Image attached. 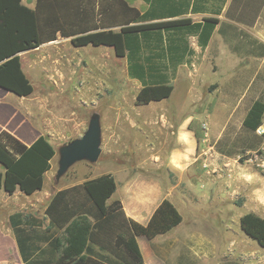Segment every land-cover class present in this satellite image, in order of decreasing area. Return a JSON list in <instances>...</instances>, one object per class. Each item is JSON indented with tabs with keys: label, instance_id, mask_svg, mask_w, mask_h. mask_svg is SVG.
<instances>
[{
	"label": "trees",
	"instance_id": "obj_1",
	"mask_svg": "<svg viewBox=\"0 0 264 264\" xmlns=\"http://www.w3.org/2000/svg\"><path fill=\"white\" fill-rule=\"evenodd\" d=\"M263 4L264 0H233L230 7L235 11L231 13L229 8L227 16L250 24ZM154 18H158L154 13H141L126 0H36L33 9L21 0H0V87L19 97L29 96L33 85L22 69L19 53L61 36L69 37L76 48L108 46L115 56L125 57L128 75L141 82L136 105L166 99L173 92L171 79L177 65L192 53L186 37L196 35L204 48L219 20L151 21ZM225 24L222 22L219 29L223 36ZM227 26L233 36L239 35L235 26ZM232 48L241 52L240 47ZM242 52L264 56V44ZM263 123L264 100L258 97L247 108L238 135L224 133L214 142V149L237 157L238 162L245 161L264 144V131L257 132ZM55 153L44 135L27 145L1 130L0 189L27 195L42 189ZM115 190L113 175L106 173L53 191L43 211L48 219L44 231L51 232L52 239L42 248L30 231L41 227L43 220L27 212L9 214L19 251L25 258L32 257L24 264H145L137 236L153 239L165 234L181 224L182 216L164 198L142 224L125 214L120 200L112 199ZM239 225L264 247V217L245 212Z\"/></svg>",
	"mask_w": 264,
	"mask_h": 264
},
{
	"label": "crops",
	"instance_id": "obj_2",
	"mask_svg": "<svg viewBox=\"0 0 264 264\" xmlns=\"http://www.w3.org/2000/svg\"><path fill=\"white\" fill-rule=\"evenodd\" d=\"M126 1L141 13L147 11L154 13L155 17L158 18H154L151 21L190 18L192 21L196 22L203 21L206 17H213L219 20L204 48H201L198 44L196 35H189L186 37L192 53L186 54L181 63L177 65L171 79L173 90L175 87L174 81L178 77L179 72H184V67H187L188 64L194 67V59L198 56L197 52L199 51L202 52V56L199 58L200 62L208 59L209 56L210 60L215 62L227 59V61L235 63L239 56H244L245 62H259L257 65L245 67V72H248L250 77H255L262 72V68L264 69V56L242 52L247 51V49L252 50L258 43L264 44V4L258 11L254 21L247 24L228 18L227 11L229 8L231 13L235 11L230 7L233 0ZM21 2L31 9H33L36 4V0H21ZM222 22L226 23V26L224 25L223 27L225 31L224 36L219 32ZM227 24L235 26L239 31V35L233 36V31ZM215 39L219 40V50H217V46L212 47V43ZM191 40L194 42L193 44ZM223 46H225L226 49H223ZM232 46L240 47L241 52L233 50ZM91 47L93 49L80 47L84 50L82 54L83 57L86 58L85 55H88L91 58L94 53V55H98L100 58L104 59L108 57L110 52L115 58L124 61L127 76L135 80L139 88L141 87V82L139 80L128 75L127 59L125 57L115 56L113 50L108 46ZM62 48L66 52L72 53L73 55L75 54V56L79 55L77 54L78 49L71 45L70 38L61 36H58L55 40L44 42L38 47L19 53L22 69L31 81L33 91L27 97L16 96L17 99L15 100L10 97V92L0 87V131L6 130L10 132L27 145L32 143L40 135H44L50 139L54 135H62L67 131H71L73 124L70 122L66 120L61 121L46 115L58 107V105L61 106L62 103H65L60 93L67 91L75 92L74 82L67 83V86L63 89L56 88L50 82L51 79L49 78L51 75L48 76L46 71H44L52 66L53 61L59 59L63 50ZM211 48H214L216 52L213 53ZM26 64L29 66H25ZM183 75H185V73ZM214 75L218 78L220 73L215 72ZM234 75L235 65H230L227 76L233 77ZM262 76L264 77V72ZM163 100L152 101L144 105H136L135 101L133 103L134 106L145 107L144 110L146 112L143 113L149 118L147 120L145 119L143 122H146L149 126V133L153 137L152 141L155 145V151L148 162L149 167L144 170L145 172H131L125 165H122L118 167V169L105 170L90 175L86 173L89 167L79 165L75 170L76 174L83 173L81 177L70 176L64 183L51 186V182H49L53 175L51 166L44 175L42 189L35 191L31 195L24 194L20 190H16L12 194H7L4 190L0 189V210L5 212L0 216V264H9L13 254L15 260L19 264H24V260L29 261L32 259V257L25 258L19 251L14 229L8 220L9 214L17 211L27 212L43 220L44 224L41 227L35 228V230H33L34 232L30 231V235H35V238H37V245L41 248L45 247L49 240L52 239V233L44 231L48 224V219L45 218L44 212L38 215L33 211L36 203H45V208L53 191L81 184L89 178H95L106 173H111L116 182V190L112 195V199L120 200L123 210L128 217L142 224H146L154 210L164 198H168L182 216L181 224L165 234L158 235L153 239H148L145 236H137V242L140 246L145 264L147 263L143 246L147 240H155L160 236L167 235L172 240L170 244L171 253L180 256L181 251L177 248L178 246L172 245L175 240H179L180 237L185 236V228L188 227V225L192 226L195 222L203 221L205 217L219 219L218 217L221 214L226 213L221 206L223 202H227L225 196L229 197L232 193L239 190L237 183H242L244 188H246V186L251 183V181H249L250 179L247 177L250 176L249 173L239 170L242 169L240 166L231 167L232 171H234L232 173L233 177L229 180H225L226 186H224L221 181L217 179L219 174L215 173V170H217L218 167H222L224 170L229 169L226 167L230 164H234V161H236L235 156H226L218 153L216 150L215 153L199 152L197 137H199L200 131L197 128V123L192 126L191 122L194 121L192 114H188L183 120L177 122L176 130L172 131L171 127H173V121L171 119V114L166 112L168 108L166 107L167 104L161 103ZM209 124L213 134L214 131L211 129L210 120ZM261 127L263 128L262 125ZM172 134L175 137L173 144H171ZM220 135L221 134H219L218 137H220ZM236 162H238V160ZM1 169L0 167V170ZM226 171L225 173L230 172L229 170ZM172 175H175V177H172ZM52 188H54V190ZM251 212H255L264 217L254 210H251ZM189 237L201 239L198 241V249L202 255L215 252L216 242L210 239L206 234L191 230L189 232ZM38 238L40 241H38ZM205 238L209 239L205 242ZM25 255L28 256L27 253H25Z\"/></svg>",
	"mask_w": 264,
	"mask_h": 264
},
{
	"label": "rangeland",
	"instance_id": "obj_3",
	"mask_svg": "<svg viewBox=\"0 0 264 264\" xmlns=\"http://www.w3.org/2000/svg\"><path fill=\"white\" fill-rule=\"evenodd\" d=\"M191 43L194 42L191 40ZM218 45L219 40L215 39L212 47L217 46L219 50ZM83 48L93 49L91 46ZM77 49L78 56L63 49L59 59L53 61L48 70H44L48 76L51 75L50 82L56 88L63 89L71 82L75 85L74 93L71 91L60 93L65 103L58 105L47 114L44 113L48 117L66 120L73 124L71 131L54 135L50 139L47 137L56 149L51 160L53 174L49 181L51 186L64 183L70 176L81 177L83 173L76 174L75 170L79 165L89 167L86 173L90 175L118 169L122 165L131 172H145L155 151V145L149 133V126L143 122L149 118L143 113L146 112L145 107L133 104L139 88L138 83L127 76L124 61L115 58L110 52L104 59L94 53L91 58L88 55H85V58L82 56L84 50ZM223 49H226L225 46ZM211 51L216 52L214 48H211ZM197 55L194 59V67L188 64L184 67V72H179L174 81L172 94L161 103L167 104L166 112L171 114L172 131L176 130L177 122L192 114L194 118L191 122L192 126L197 123L200 131L197 137L199 152L205 150L206 153H215L213 144L220 138L218 135L222 136L226 133L230 137L237 136L243 116L251 102L258 97L264 100L262 76L264 69L262 68V72L255 77H250L249 73L245 72V67L257 65L259 62H245L244 56L237 57L235 63L227 59L215 62L210 60V56L200 62L202 52H197ZM230 65H235L233 77L227 76ZM211 70L214 73L219 72L220 76L217 78ZM9 94L11 98L17 99L16 95ZM93 112L100 113L102 129L101 154L98 160L94 163L76 162L60 180H55L58 148L84 132ZM203 122L207 124L206 133L202 131ZM262 126L264 128V123ZM171 139L173 144L175 140L173 134ZM238 149L240 150V147ZM261 156L264 158V154ZM235 160L237 161V157ZM236 161L226 167L229 169L218 167L215 170V173L219 174L217 179L224 186H226L225 180L233 177L234 171L231 167L240 166L242 169L239 170L250 175L247 177L251 183L246 188L242 183H237L239 190L229 197L225 196L227 202H223L221 206L226 213L221 214L219 219L205 217L203 221L195 222L192 226L188 225L185 228V236L175 240L172 245L178 246L181 251L180 256L171 253L172 240L167 235L155 240H147L143 246L147 264H264V247L246 236L239 225V218L245 212L254 210L264 216V166L259 165V159L246 160L239 162L240 164ZM226 170L230 172L225 173ZM239 201L240 205L237 204ZM44 204L36 203L33 211L41 215ZM3 213L5 212L0 210V216ZM191 230L206 234L214 240L215 252L202 255L198 249V241L201 239L189 237ZM209 238H205V242ZM9 264H19L14 254Z\"/></svg>",
	"mask_w": 264,
	"mask_h": 264
},
{
	"label": "water",
	"instance_id": "obj_4",
	"mask_svg": "<svg viewBox=\"0 0 264 264\" xmlns=\"http://www.w3.org/2000/svg\"><path fill=\"white\" fill-rule=\"evenodd\" d=\"M101 142L100 113L93 112L84 132L58 148L55 180H59L76 162H96L101 154Z\"/></svg>",
	"mask_w": 264,
	"mask_h": 264
},
{
	"label": "built area",
	"instance_id": "obj_5",
	"mask_svg": "<svg viewBox=\"0 0 264 264\" xmlns=\"http://www.w3.org/2000/svg\"><path fill=\"white\" fill-rule=\"evenodd\" d=\"M201 126H202V131L204 132V133H206V130H207V124L205 123V122H203L202 124H201ZM264 131V129L262 128V127H259L258 129H257V132L258 133H262ZM264 152V144L262 145V147L260 148V151L259 152H252V153H250V155H249V157L246 159V160H253V159H259V165L260 166H264V158H262V156L260 157V155L261 154H264L263 153ZM202 153H206V151L204 150ZM245 160V161H246Z\"/></svg>",
	"mask_w": 264,
	"mask_h": 264
}]
</instances>
